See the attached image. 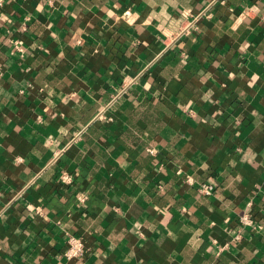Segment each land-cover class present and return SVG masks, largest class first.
<instances>
[{
	"label": "crops",
	"instance_id": "0c3cea01",
	"mask_svg": "<svg viewBox=\"0 0 264 264\" xmlns=\"http://www.w3.org/2000/svg\"><path fill=\"white\" fill-rule=\"evenodd\" d=\"M0 1V264H264V0Z\"/></svg>",
	"mask_w": 264,
	"mask_h": 264
},
{
	"label": "built area",
	"instance_id": "2783aa9c",
	"mask_svg": "<svg viewBox=\"0 0 264 264\" xmlns=\"http://www.w3.org/2000/svg\"><path fill=\"white\" fill-rule=\"evenodd\" d=\"M0 1V5H1ZM0 20H1V11H0ZM147 152L153 153L151 148H146ZM59 181L63 184H70L73 181V175L66 171L65 169L61 170L58 175ZM186 181H190V178L187 177ZM199 191L203 194H211L214 191V185L209 182H202L198 187ZM85 199L84 195L81 194L78 196V200L83 202ZM239 221L242 225H249L251 228H256L257 226L253 220L245 213L239 217ZM82 241L79 237L74 235H67L66 237V249L63 253L66 259H74L80 257L82 254Z\"/></svg>",
	"mask_w": 264,
	"mask_h": 264
}]
</instances>
